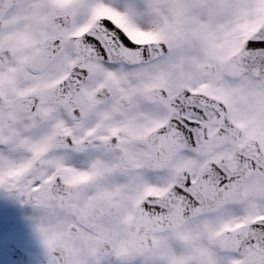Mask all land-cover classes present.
Returning a JSON list of instances; mask_svg holds the SVG:
<instances>
[{
    "label": "snow or ice",
    "instance_id": "snow-or-ice-1",
    "mask_svg": "<svg viewBox=\"0 0 264 264\" xmlns=\"http://www.w3.org/2000/svg\"><path fill=\"white\" fill-rule=\"evenodd\" d=\"M0 195L47 264H264V0H0Z\"/></svg>",
    "mask_w": 264,
    "mask_h": 264
},
{
    "label": "flooded vegetation",
    "instance_id": "flooded-vegetation-1",
    "mask_svg": "<svg viewBox=\"0 0 264 264\" xmlns=\"http://www.w3.org/2000/svg\"><path fill=\"white\" fill-rule=\"evenodd\" d=\"M29 209L26 206H22L18 203L13 204L0 195V228H12L15 232H22L23 234H29L33 241L26 242L25 236L21 233L22 242L25 241V245H29L34 248L36 253H40L41 247L36 240L37 234L34 232L31 224L26 219ZM20 231V232H19ZM24 244V243H23ZM40 256L34 258L29 257V264H40Z\"/></svg>",
    "mask_w": 264,
    "mask_h": 264
},
{
    "label": "water",
    "instance_id": "water-1",
    "mask_svg": "<svg viewBox=\"0 0 264 264\" xmlns=\"http://www.w3.org/2000/svg\"><path fill=\"white\" fill-rule=\"evenodd\" d=\"M10 246H11L10 244H6L4 246L3 252L0 254V264H4L5 262H6L5 264H11V262L9 261V253H7Z\"/></svg>",
    "mask_w": 264,
    "mask_h": 264
},
{
    "label": "rangeland",
    "instance_id": "rangeland-1",
    "mask_svg": "<svg viewBox=\"0 0 264 264\" xmlns=\"http://www.w3.org/2000/svg\"><path fill=\"white\" fill-rule=\"evenodd\" d=\"M8 237H11L9 233L0 231V243ZM42 252L45 253L44 248L42 249Z\"/></svg>",
    "mask_w": 264,
    "mask_h": 264
}]
</instances>
